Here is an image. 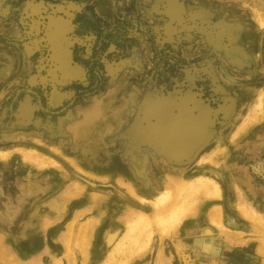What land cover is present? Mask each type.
Masks as SVG:
<instances>
[{
  "label": "rangeland",
  "instance_id": "1",
  "mask_svg": "<svg viewBox=\"0 0 264 264\" xmlns=\"http://www.w3.org/2000/svg\"><path fill=\"white\" fill-rule=\"evenodd\" d=\"M166 260L264 264V0H0V264Z\"/></svg>",
  "mask_w": 264,
  "mask_h": 264
},
{
  "label": "bare ground",
  "instance_id": "2",
  "mask_svg": "<svg viewBox=\"0 0 264 264\" xmlns=\"http://www.w3.org/2000/svg\"><path fill=\"white\" fill-rule=\"evenodd\" d=\"M160 120H163V119H160ZM169 135L171 136V137H177V134L175 133V132H173V131H169ZM217 186V185H216ZM218 187V186H217ZM209 232V231H208ZM115 238H116V235H112V236H110V238L108 239V243H113V240H115ZM117 246V245H116ZM54 259V258H53ZM163 258H159V261L160 260H162ZM57 262H58V260H56ZM86 261V260H85ZM54 262H55V259H54ZM163 262V261H162ZM164 262H165V260H164ZM85 263V262H84ZM159 263V262H158ZM157 263V264H158ZM169 262L166 260V263L165 264H168ZM86 264V263H85ZM159 264H161V263H159Z\"/></svg>",
  "mask_w": 264,
  "mask_h": 264
},
{
  "label": "water",
  "instance_id": "3",
  "mask_svg": "<svg viewBox=\"0 0 264 264\" xmlns=\"http://www.w3.org/2000/svg\"><path fill=\"white\" fill-rule=\"evenodd\" d=\"M172 124H175L174 122H172ZM176 125V124H175ZM179 127H182V125H180ZM179 127H177V128H179ZM168 136V135H167ZM170 138V137H169ZM171 139V138H170ZM172 141H174V142H182V141H175V140H173V139H171Z\"/></svg>",
  "mask_w": 264,
  "mask_h": 264
}]
</instances>
